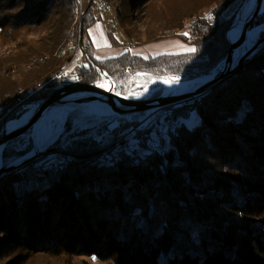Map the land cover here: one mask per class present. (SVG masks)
<instances>
[{
	"label": "trees",
	"instance_id": "obj_1",
	"mask_svg": "<svg viewBox=\"0 0 264 264\" xmlns=\"http://www.w3.org/2000/svg\"><path fill=\"white\" fill-rule=\"evenodd\" d=\"M105 1L131 46L175 37L195 51L95 58L88 30L102 15L89 0L83 63L67 76L75 2L0 0V137L6 122L61 86L97 84L98 69L123 95L137 71L181 80L210 74L228 53L226 31L245 2ZM261 23L264 13L250 27ZM143 112L112 127L76 128L73 111L45 150L0 173V264H264V42L174 106L173 128L157 122L123 137ZM18 140L6 142L3 167L33 149Z\"/></svg>",
	"mask_w": 264,
	"mask_h": 264
},
{
	"label": "rangeland",
	"instance_id": "obj_2",
	"mask_svg": "<svg viewBox=\"0 0 264 264\" xmlns=\"http://www.w3.org/2000/svg\"><path fill=\"white\" fill-rule=\"evenodd\" d=\"M73 1L75 2V6L77 7V12H76L75 21L73 24V34H74L75 41L71 45V47L74 46L77 42H80V39H81V21H82V17H83V11H84L85 7L87 6L89 0H80V7H79V4L77 5V0H73ZM92 1H93V6H94L93 11L96 14H98V10L96 8V5L94 4V0H92ZM103 1L106 2V4L109 6V12H104L102 14V20H103V24H104V27L106 29L108 38H110V41L112 43H114V45L116 47L128 46L130 44L128 42V39L126 40L125 39L126 37H124V36L120 37V32H119L118 28L115 27V25L112 22L113 16H112V8H111L110 4L105 0H103ZM245 2H246V0H245ZM243 4L238 9L236 16L241 11ZM234 5H235V3H232L227 8V12H229V10H231L234 7ZM236 16H235V18H236ZM249 16H248V18H249ZM262 33H264V31H261L260 33H258L257 35L254 36V38L252 40V45L254 43H256L261 38L260 36ZM113 35H115V36H113ZM174 41H181V40H179L175 37H166V38L159 39L157 41H153V42L147 44L146 47L143 44V45L134 46L133 49H134V52L137 51V52H139L140 55H143L144 57H151V56L157 55V53H159V52L174 53V52H177V51L182 50V49H183L182 51H187V49H191L190 45L182 47L181 46L182 43L180 45H178V44H175ZM260 45L261 44H259V46ZM93 55H94V52H93ZM240 56H241V54L239 55V57ZM239 57H238V59H239ZM238 59H236V61H235V63H233V65L237 64ZM78 63H83V59H80L79 62H77V64ZM224 65H225V63L223 60L217 65L215 70L220 71L221 69L224 68ZM72 73H73V71H69V72L67 71L66 75L71 76ZM98 73H99V71H98ZM111 77L114 79V81L116 83V87H117L116 79L113 76H111ZM173 77H177V76L165 74V75H161L159 77H155V76L149 75L147 72H144V71H137L135 73H132L128 76V84H129L130 91H129V94H126V96L134 97L135 94H142V95H146V96L150 95L149 97H154L155 95L158 96V95L162 94L163 90H164L162 82L165 80L172 81ZM179 81H182V80L179 78L177 81H172V82H179ZM101 84L107 86L105 79L99 73V80L97 82V85H101ZM116 87H115V91H116ZM197 95H199V94H197ZM89 96H90V94H83L80 97L78 96V98L85 97V99H82V101H80V102H69V99H77V96H72L73 98H67L66 100L58 101L54 104V107H59V106L67 104V105H70L69 107H72V109L66 114V116L63 120H59V119H52V121L50 120V122L52 123V126H51L52 132L49 135L48 140L39 143L37 137L34 135L33 129H29L24 134L19 136V140L17 141V143L20 147H22V148L25 147L27 145L28 141H31V143L33 144V149L30 152H28L25 156L26 159H29L30 157L34 156L36 153L45 150V148L47 146H49V144H51L54 140H56L57 136L62 131V128L64 126V123H65L68 115L70 113H72L73 111L76 112V118L74 120V126L76 128L99 127L102 124H107L108 126L112 127L116 124V122L118 121V119L120 117H124V118L126 117L127 114L117 113V112L113 111L103 101H98V102L100 104H102L105 108H107L108 113L104 114V115H99V114L93 112L92 110H90V107L88 106V104L91 102H97V101L89 99ZM32 108H34L33 113H35V111L38 108V104H31V105L27 106V109H32ZM50 110H52V108L47 110L45 113L48 114V112ZM129 117L130 116L128 115V118L127 119L125 118V119L128 120ZM23 161L24 160L16 159V160L11 161L10 165L12 164V165L18 166Z\"/></svg>",
	"mask_w": 264,
	"mask_h": 264
},
{
	"label": "water",
	"instance_id": "obj_3",
	"mask_svg": "<svg viewBox=\"0 0 264 264\" xmlns=\"http://www.w3.org/2000/svg\"><path fill=\"white\" fill-rule=\"evenodd\" d=\"M264 13V2L263 0H257L256 6L253 9L251 15L247 19L243 31L240 33L235 41H230L226 31V38L230 41V47L228 53L224 59V68L220 71L215 69L208 75H205V81L198 85L195 90L184 92V93H171L163 94L155 97H128L126 95H119L107 89L106 87H100L97 84L85 83V82H70L66 85L61 86L53 94L45 98L39 105L35 113H33L25 123L17 127L12 131H7L6 124L3 134L0 137V173L9 172L13 170L16 165H8L3 167V162L1 158L2 150L7 141L19 137L24 134L27 130L33 129L36 122L43 116V114L49 110L58 101L66 100L67 98H73L72 96H77V99H69V102H80L85 97L78 98L82 96L81 94H90L89 99L96 101L105 102L113 111L117 113H128L130 111H145L153 104H166L179 102L188 98H194L197 94L204 92L208 87L218 82L222 77L232 72L238 65H240L243 60L252 54H254L259 49V44L264 42V33L262 37L250 47L247 46L245 50L242 51L241 56L238 59L237 64L233 65V51L235 47L243 46L247 40V29L255 28L256 26L250 27V22L259 14ZM235 19V18H234ZM234 22V21H233ZM232 22V24H233ZM231 24V25H232ZM263 24V23H262ZM229 29V28H228ZM30 152V151H29ZM26 155L22 156L20 160H27Z\"/></svg>",
	"mask_w": 264,
	"mask_h": 264
},
{
	"label": "bare ground",
	"instance_id": "obj_4",
	"mask_svg": "<svg viewBox=\"0 0 264 264\" xmlns=\"http://www.w3.org/2000/svg\"><path fill=\"white\" fill-rule=\"evenodd\" d=\"M256 2H257V0H246V2L243 4L241 11L238 13L233 24L230 25V27L228 29L227 36H228L230 41H235L238 38V36L240 35V33L243 31L246 20H247L248 16L251 14V12L253 11V9L255 8ZM263 2H264V0H263ZM78 4L80 7L79 0H77V5ZM255 26H256L255 28L247 29V40L244 43V45L234 48L233 63H235L236 59H238L239 55L242 53L243 50H245L247 48V46L250 47L252 45V40H253L254 36L257 35L258 33H260L261 31H264V23L263 24L261 23V24L255 25ZM78 44H79V42H77L74 46H72L70 48V51H71L70 57H72L74 51L77 50ZM65 66H64V68H65ZM64 68L62 70H64ZM204 81H205L204 76L189 79V80H182L179 82L165 83V81H163L162 82L163 87H164L163 93L170 94V93H184V92L192 91V90H195L198 87V85H200ZM81 95H83V94H81ZM191 99L192 98H188L186 100H183L182 102L175 104V106L180 105L182 103L189 102ZM69 106L70 105H67V104L59 106V107L52 106L51 107L52 110H50L48 112V114L44 113L43 116L36 122L33 130H34V135L37 137L39 143L48 140V137L52 132V128H51L52 123L50 122V120L51 121H52V119L63 120L65 118L66 114L72 109V107H69ZM88 106L90 107V110H92L93 112H95L99 115H104V114L108 113L107 108H105L98 101L97 102H91L88 104ZM173 109H174V106L170 107V112L159 113L158 116L154 117V121H152V120L142 121L141 124L138 125V127L143 126V125L151 126L157 122L160 124L161 127H167V120L170 119V114H172V116H173ZM33 110H34V108L27 109V111L22 113L21 116H19L18 118H15V119L8 121L6 124L7 131H12V130L16 129L17 127H19L23 123H25L28 119H30V117L33 113ZM176 124H177V122L174 120V118H172V125L173 126L169 127V128H173ZM132 135H134V134L123 135V137L132 136Z\"/></svg>",
	"mask_w": 264,
	"mask_h": 264
},
{
	"label": "built area",
	"instance_id": "obj_5",
	"mask_svg": "<svg viewBox=\"0 0 264 264\" xmlns=\"http://www.w3.org/2000/svg\"><path fill=\"white\" fill-rule=\"evenodd\" d=\"M79 2H80V0H79ZM94 4L96 5V8L100 13L109 12V6H107L103 0H94ZM82 48L83 47L79 42L77 50L74 51V53H73V55L69 61L73 60L75 58V56L78 54V52L81 51ZM98 71L103 76V78L105 79V81L107 83V86H105V87L111 91L116 92L115 91L116 83H115L114 79L107 73L106 70L98 69ZM163 94H165V93H162L160 95H163ZM149 96L142 95V94H135L134 97L145 98V97H149ZM182 101H179V102H182ZM179 102L151 105L140 116L137 117V124L135 126L126 127L122 130V135L134 134L135 130L138 128V125H140L142 121H144V120L154 121L155 116H158V114L161 112H170V107L175 106V104H178ZM4 112H5L4 109L0 111V119L2 118V115L4 114ZM126 117H127V115H126ZM172 118H173V116H172V114H170V119L167 120V127L173 126L172 125Z\"/></svg>",
	"mask_w": 264,
	"mask_h": 264
},
{
	"label": "crops",
	"instance_id": "obj_6",
	"mask_svg": "<svg viewBox=\"0 0 264 264\" xmlns=\"http://www.w3.org/2000/svg\"><path fill=\"white\" fill-rule=\"evenodd\" d=\"M98 14L102 15L103 13H100L98 11ZM88 33H89V36H90V38L93 42V45H94V57L95 58L102 59V58H108V57L116 56L126 49L130 50L134 54L140 55L139 52H137V51L134 52V49H133L134 46H131V44H129L128 46H125V47H116L114 45V43H112L110 41V38H108V35H107V32H106V29L104 27L102 19L94 22V24L89 28ZM174 42H175V44H178V45H180L182 43V45H181L182 47L186 46L181 41H174ZM144 46L146 47L147 44H144ZM182 50H179V51H182ZM179 51H177V52H179ZM159 53H162V52H159ZM159 53H157V54H159ZM141 56H143V55H141ZM79 60L80 59H79V52H78V54L75 56V58L66 64L64 70L72 71L74 69L75 65L77 64V62H79Z\"/></svg>",
	"mask_w": 264,
	"mask_h": 264
},
{
	"label": "snow or ice",
	"instance_id": "obj_7",
	"mask_svg": "<svg viewBox=\"0 0 264 264\" xmlns=\"http://www.w3.org/2000/svg\"><path fill=\"white\" fill-rule=\"evenodd\" d=\"M187 51H195V49H187ZM179 78L178 77H173L172 78V81H177ZM172 81H169V80H165V83H170ZM100 87H104L105 85L101 84L99 85ZM119 95V93H117Z\"/></svg>",
	"mask_w": 264,
	"mask_h": 264
}]
</instances>
